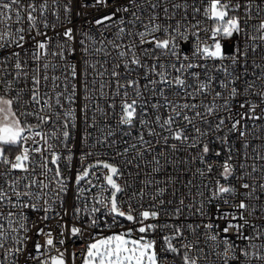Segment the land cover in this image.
<instances>
[{"label": "snow or ice", "instance_id": "obj_1", "mask_svg": "<svg viewBox=\"0 0 264 264\" xmlns=\"http://www.w3.org/2000/svg\"><path fill=\"white\" fill-rule=\"evenodd\" d=\"M210 256L264 264V0H0V264Z\"/></svg>", "mask_w": 264, "mask_h": 264}, {"label": "built area", "instance_id": "obj_2", "mask_svg": "<svg viewBox=\"0 0 264 264\" xmlns=\"http://www.w3.org/2000/svg\"><path fill=\"white\" fill-rule=\"evenodd\" d=\"M26 2H27V0H25V3ZM76 2H77V0H74V3H76ZM97 15H102V13L101 14H97ZM78 20H79V18H74V22H77ZM208 23L211 24L210 21ZM77 26H79L78 23H77ZM201 38L202 39H207V36L203 32H201ZM192 39H193L192 37H189L188 43L181 45L182 50L184 52L188 53L189 55H191V50L195 46L193 44V42H192ZM225 41H227V39L223 40L222 44H224ZM231 42L233 44V40H231ZM208 43H211V40H208ZM148 47H150V45ZM79 105H80V100L78 99L77 100V105L75 106L76 107V113H77V127L74 129V141H73L74 144H75V148H74L73 151L75 152L76 156H75V158L72 161L71 172L70 173L69 172H65L66 175H71L73 178H74L77 170L80 168L79 155H80V153L82 151V148H81V134H82V131L84 129V124L82 122V114L80 113ZM135 134L136 133L134 131L133 135L135 136ZM253 143H256V141H253ZM235 147L237 149H239V147H240L239 142L235 143ZM93 151H99V153H100V157L99 158L101 160H109L110 157H113L115 149H112L110 152L107 153V155L105 154V150L104 149H94ZM114 159L115 160H120V157H114ZM216 159L222 161L223 157L216 158ZM94 161H95V157H89L88 160L85 161V163H93ZM110 162H112V161L110 160ZM234 163H235V161H234ZM122 170H123V168H122ZM95 171L98 172V175L100 176V179H97L94 182L98 183V184H103L104 181L102 179V176L107 170L101 171L99 169H95ZM213 171L215 173L216 169L214 168ZM130 179H131L130 177L125 175L124 177L121 178L120 182H122L123 180H130ZM137 186H139V185L137 184ZM92 191L93 192H97L98 190L94 188ZM105 194H107V193H105ZM118 199H119V197H118ZM64 204H65V207L68 209V216H66L64 218L65 221L69 223V226H71V225L80 226L83 223L82 219H80V218L72 219V209L77 204H79V201H77L75 199V187L72 184L69 185V191H68L67 195L64 197ZM150 204H151V201L147 198V196H145V199H144V202H143L144 207L147 208ZM133 205L135 206V201H133ZM124 210L125 211L128 210L127 204L124 205ZM35 218H36L35 214H32V219H35ZM120 219H121V222L124 224V228H135V227H137V225H133L131 223L123 221L122 218H120ZM165 219H166V217L162 216L161 217V222H164ZM108 220H109V222H111L112 217H108ZM168 222L171 223L172 221H168ZM223 226H224V224L221 223V228H223ZM122 230L123 229L118 224L114 225L111 229H104L103 231H101L100 229H89V228H86L84 236H83V239L70 238V239H68L66 241L65 247L68 248L69 252L75 251L77 253L78 257H79V253L84 251V246L86 245L87 242H89L91 236L104 237V236L111 235L114 232L118 233V232H120ZM137 235H140V234L134 232V236H137ZM154 235H155V237L157 239V247H159V244L161 242L160 241V236L162 234L157 232ZM228 235L232 236V233L229 232ZM40 242L43 243V238H40ZM238 243H243V242L242 241H238ZM28 250L32 251V242L29 243ZM214 259H215L214 257L210 256L208 258L206 264H213ZM80 262H81V258H77L76 261H75V264H80ZM33 264H38V261L37 262H33ZM177 264H179V261H177ZM201 264H205V262L202 261Z\"/></svg>", "mask_w": 264, "mask_h": 264}, {"label": "water", "instance_id": "obj_3", "mask_svg": "<svg viewBox=\"0 0 264 264\" xmlns=\"http://www.w3.org/2000/svg\"><path fill=\"white\" fill-rule=\"evenodd\" d=\"M224 45L226 47V50H230L231 49V45H232L231 40L225 41Z\"/></svg>", "mask_w": 264, "mask_h": 264}, {"label": "rangeland", "instance_id": "obj_4", "mask_svg": "<svg viewBox=\"0 0 264 264\" xmlns=\"http://www.w3.org/2000/svg\"><path fill=\"white\" fill-rule=\"evenodd\" d=\"M80 264H81V262H80Z\"/></svg>", "mask_w": 264, "mask_h": 264}]
</instances>
